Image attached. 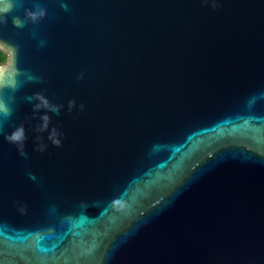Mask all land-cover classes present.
Segmentation results:
<instances>
[{
  "label": "water",
  "instance_id": "95a60500",
  "mask_svg": "<svg viewBox=\"0 0 264 264\" xmlns=\"http://www.w3.org/2000/svg\"><path fill=\"white\" fill-rule=\"evenodd\" d=\"M0 40V264H264V0H23Z\"/></svg>",
  "mask_w": 264,
  "mask_h": 264
},
{
  "label": "clouds",
  "instance_id": "9594fccd",
  "mask_svg": "<svg viewBox=\"0 0 264 264\" xmlns=\"http://www.w3.org/2000/svg\"><path fill=\"white\" fill-rule=\"evenodd\" d=\"M205 3H207V0H204ZM23 3V0H0V24H6L7 23V15L11 13L14 9H17L18 6H21ZM65 10H67V5L62 4L61 5ZM212 7L215 9L218 7L217 3H213ZM46 15V9L43 7H36L35 9H25L24 10V18L22 19L19 16H13L12 23L17 28H24L26 23L32 22L35 23L40 18L44 17ZM16 56H17V49L14 45H11L5 41L0 40V87L3 86H9L8 85V78L9 74L12 73L15 74L16 70ZM84 73L81 72L77 79L81 80L83 79ZM35 79V78H33ZM14 87V82L12 84ZM35 99L37 101L33 105V117L39 113L41 109H47V111L52 112L53 114L59 115L60 110L63 107V105H54L51 104L46 97L41 95L40 93H36L34 97H28V100L31 101ZM76 101L75 100H69L68 101V112L71 113L74 108H76ZM79 110L83 111L85 105L83 103L79 104ZM12 115V109L9 107V105L4 102L0 101V134L4 135V139L8 141L10 144H14L17 146L18 151L21 156H26L27 154L24 151V142L27 139L26 132L24 126L21 124L17 126L11 133H3V120L9 118ZM75 118V117H74ZM40 123L36 125L35 131L38 133H43L45 131H48V139L51 141V143L56 146L60 147L62 145L61 136H63L62 133H60L56 128H52L49 131V123H50V117L48 116L47 112L39 116ZM36 139L38 141H42L41 136H37ZM47 148V145L44 143H39L36 145V150L43 152ZM31 177V174H30ZM22 214L26 213L27 206L21 205L18 209Z\"/></svg>",
  "mask_w": 264,
  "mask_h": 264
}]
</instances>
